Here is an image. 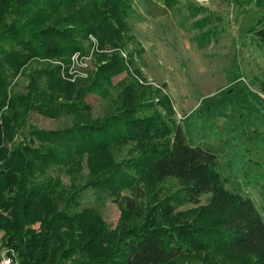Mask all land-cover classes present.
I'll return each instance as SVG.
<instances>
[{
	"label": "rangeland",
	"instance_id": "obj_1",
	"mask_svg": "<svg viewBox=\"0 0 264 264\" xmlns=\"http://www.w3.org/2000/svg\"><path fill=\"white\" fill-rule=\"evenodd\" d=\"M128 1L131 12L126 26L119 25L117 18L109 14L116 25L108 21L109 31L117 33L109 43L105 39L112 36L102 28L107 21L100 17L97 34L86 33L80 42L84 52L77 50L58 58L33 57L9 79L4 91L5 106L0 108V125H19L8 143L9 149L30 144L28 133L32 130L52 132L103 121L117 112L112 102L123 86L134 84V80L144 89L137 90L139 95L131 105L145 104L142 110L146 117L153 114V106L174 115L188 142L216 156L221 180L217 191L214 196H201L193 205L182 199L175 180L158 181L147 171L135 177L132 189L84 190L83 186L95 181L102 171L139 155L137 150L131 152V143L115 145L109 154L100 155V172L93 170L97 155L73 159L46 171V176L55 177L54 188L48 194L51 209L44 216L45 222L30 225L26 235H43L47 220L60 211L69 213L71 207L74 215L89 211L112 235L141 226H208L214 222L218 194L226 202L250 198L264 221V50L255 36L262 8L254 0H171L169 6L165 0ZM18 2L0 1V9L5 8V23L17 16ZM50 13L36 29L52 25L56 19L67 25L65 20L71 14L82 17L73 24L76 28L95 23L91 13L84 14L77 6ZM107 66L114 75L106 96H99L88 88ZM54 71L58 76L56 85L48 79ZM81 99L89 109L80 116L38 110L41 103ZM12 101L15 103L8 112ZM160 142L167 143V138ZM32 144L37 147L38 142ZM123 196L135 200L140 217L128 216L121 204ZM70 197L76 201H70ZM56 234L64 241L70 238L65 228ZM191 245V255L173 264H248L226 256L220 248H208L201 236ZM56 246L55 258L67 245ZM76 250L79 262L89 260ZM64 264H71L70 260Z\"/></svg>",
	"mask_w": 264,
	"mask_h": 264
},
{
	"label": "trees",
	"instance_id": "obj_2",
	"mask_svg": "<svg viewBox=\"0 0 264 264\" xmlns=\"http://www.w3.org/2000/svg\"><path fill=\"white\" fill-rule=\"evenodd\" d=\"M254 1L263 10L255 36L264 50V0ZM170 2L165 0L168 6ZM18 4L17 16L8 24L5 23V8L0 9V108L5 106L4 91L9 79L29 59L70 56L77 50L84 52L80 42L86 33L97 34L100 17L103 22L107 21L102 28L103 32H109L108 35L112 36L105 39L110 42L117 33L109 31L111 26L107 25L108 21L116 26L109 14L117 18L119 25L126 26L131 12L128 0H19ZM70 6L79 7L84 14L91 13V21L95 23L76 28L73 24L82 17L71 14L70 19L65 20L67 25L56 19L52 25L36 29L41 21H47L48 17L43 18L46 13ZM103 69L92 82L93 87L88 88L99 96H106L107 88L111 86V75H114L108 66ZM48 79L56 85V71L49 74ZM133 82L137 87L134 84L123 86L112 102L117 112L99 123L52 132L30 131L29 142H38L37 147L26 144L19 148L15 145L10 150L8 143L12 141L19 125H0L1 246L14 250L17 264H64L67 259L71 264H173L190 256L194 250L192 240L201 236L208 248H220L232 259L248 264H264V221L254 202L250 198L226 202L220 194L217 195L219 200L213 210L214 222L208 226L186 229L141 226L112 235L104 229L100 219L90 215L89 211L74 215L71 207L69 213L60 211L48 219L43 235H26L29 234L30 225L45 222L44 216L51 209L48 194L54 188L55 177L46 176V171L51 166L57 168L73 159L97 155L93 170L100 172L103 170L100 155L109 154L115 145L131 143V152L137 150L139 155L126 162L114 163L113 167L95 176V181L84 185V190L91 187L104 190L132 189L135 177L147 171L158 181L175 180L182 199L187 203L196 205L201 196L215 195L221 181L216 156L188 142L174 115L172 117L159 112L153 106V114L146 117L142 110L145 104L131 105L136 102L134 97L139 95L137 90L143 87ZM37 84L34 82L35 86ZM14 103L12 101L9 104L8 112ZM38 106L40 113L54 115L80 116L89 109L82 99L52 105L41 103ZM162 138H167V143L160 142ZM77 192L81 195V188ZM71 200L76 201V198L70 197ZM121 204L128 216L140 217L135 200L123 196ZM61 228L70 234L68 241L55 237ZM61 244L67 247L55 258L54 253L59 247L56 245ZM76 249L89 260L79 262Z\"/></svg>",
	"mask_w": 264,
	"mask_h": 264
},
{
	"label": "built area",
	"instance_id": "obj_3",
	"mask_svg": "<svg viewBox=\"0 0 264 264\" xmlns=\"http://www.w3.org/2000/svg\"><path fill=\"white\" fill-rule=\"evenodd\" d=\"M17 256L14 250L4 248L0 244V264H17Z\"/></svg>",
	"mask_w": 264,
	"mask_h": 264
}]
</instances>
